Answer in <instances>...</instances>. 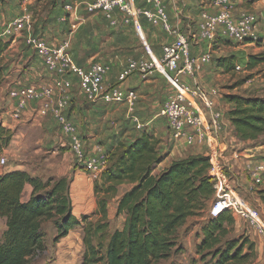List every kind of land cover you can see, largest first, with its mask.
I'll return each instance as SVG.
<instances>
[{
	"label": "trees",
	"instance_id": "obj_1",
	"mask_svg": "<svg viewBox=\"0 0 264 264\" xmlns=\"http://www.w3.org/2000/svg\"><path fill=\"white\" fill-rule=\"evenodd\" d=\"M136 5L144 6L145 2ZM9 44L10 41L0 38V85L7 74L3 58ZM254 56L250 55L247 61L250 67L256 64V59L264 60V56ZM228 59L227 63L218 61L219 65L227 69L233 66L234 56ZM223 98L232 106L228 118L238 140L253 141L264 133V98L241 94H225ZM11 137L12 132L0 120V154ZM166 156L160 140L145 130L131 141H118L109 151L106 167L94 187L102 219L106 218L107 201L117 187L121 184L130 187L116 207L117 215L125 214L123 225L109 235L105 247L101 241L93 240L104 232L107 224L87 222L86 215L79 220L73 214L67 178L43 181L23 170L4 172L0 175V218L5 224L0 264H29L42 253L43 226L50 221L55 228L54 240L86 222L80 264H160L169 259L180 250L176 239L178 229L211 205L214 188L208 175L207 156L190 155L157 169ZM26 185L32 190L29 198L23 200ZM234 223L228 211L211 217L201 227L196 246L199 259L192 264H254L256 252L248 236L223 240L227 227Z\"/></svg>",
	"mask_w": 264,
	"mask_h": 264
},
{
	"label": "built area",
	"instance_id": "obj_2",
	"mask_svg": "<svg viewBox=\"0 0 264 264\" xmlns=\"http://www.w3.org/2000/svg\"><path fill=\"white\" fill-rule=\"evenodd\" d=\"M28 1L23 0L26 4L23 12L4 25L0 37L6 36L13 41L23 39L52 82L42 85L15 84L10 87L7 92L12 100L10 116L19 120L29 103H35L36 112L40 116L49 115L57 122L61 132L68 138L69 149L76 161L92 179L100 177L106 167V158L101 154H88L84 151L76 127L67 116L73 88L71 76L77 79L78 91L85 101L125 103L130 119L137 129H141L144 123L133 112L138 95L134 89H124L122 86L131 74L146 79L155 72L165 74L168 71L173 72L175 77L186 74L194 78L196 72L213 57L210 49L192 54L191 45L199 42L198 39L212 43L218 37H225L238 44L259 40L256 29L258 16L248 11L237 13L233 0H210L215 10L200 12L196 33L181 31L178 21H171L163 0H144L145 6H138L133 0H91L87 3L64 4L65 14L61 21L68 22L69 31L62 39L51 43L43 35L34 33ZM81 8L83 13H79ZM94 13L101 14L111 26L131 24L138 27L144 20L159 27L170 40L162 44L159 57L144 45L146 55L127 59L126 65L117 75V83L108 85L105 83L109 73L108 65L99 61L85 66L78 65L70 52L72 32L84 21L85 14ZM236 69H240V66L237 65ZM219 94L215 87L204 88L197 84L192 86L181 83L176 92L163 103L158 115L166 121L170 140H183L188 145L210 141L206 153L209 158L208 175L213 180L214 188V200L208 210L210 217L228 211L264 238V219L257 209L232 190L225 166L220 160L225 147L222 148L219 139L227 125L222 109L216 105ZM233 153L238 156L237 152ZM5 162L6 159L0 157V164L4 165ZM247 171L252 184L250 188L263 185L264 156L252 160L247 165Z\"/></svg>",
	"mask_w": 264,
	"mask_h": 264
},
{
	"label": "rangeland",
	"instance_id": "obj_3",
	"mask_svg": "<svg viewBox=\"0 0 264 264\" xmlns=\"http://www.w3.org/2000/svg\"><path fill=\"white\" fill-rule=\"evenodd\" d=\"M74 2L73 0H29V12L31 14L32 18V27H34V31L37 32L41 29L45 33H50L51 29L54 27L57 31L58 38L62 39L68 31H69V24L65 21H59V18L65 14V11L63 9V5L67 3ZM249 3H252L253 0L248 1ZM4 4V7L0 8V31L3 27L2 23H7L8 21H11L15 17L18 16L19 13V5L21 4V0H0V4ZM54 6H57L58 9L54 10V13L51 17L50 11ZM84 5L82 4L81 7ZM7 8H10L9 11ZM6 9V10H5ZM83 8L80 9L79 13H83ZM207 10V9H203ZM236 11V10H235ZM97 15L99 17V20H97V24L101 25L109 22L101 15V14H93ZM169 15V14H168ZM92 15H84V21L81 22V24L78 25V27L75 29L76 31L79 30L76 34L71 35V38L73 37V41L76 40V43L80 45V48H87V46H84V43L82 41L83 34L92 33V28L89 24H85L86 18L91 17ZM101 22V23H100ZM142 24L144 28H146V24H148L149 28L154 30L159 36H164L165 33L159 28L152 26L149 23H146L144 20H142ZM90 26V27H89ZM131 24H126L127 29H129V32L125 37L118 42L110 40V45L113 47L112 51H114V54H109V52H103L106 57V62L110 61L109 57H112L114 55H118L121 59V64L124 65L125 61L129 57H140L142 55H146V50L141 46V43L139 42V39L135 35L134 31L131 30ZM182 28L185 30V26H182ZM159 29V30H158ZM74 30V31H75ZM91 30V31H90ZM161 31V32H160ZM192 31L196 33V26L192 28ZM82 32V33H81ZM108 32V31H107ZM81 34V36H80ZM98 36V34H96ZM50 36V42L53 40L51 34H48ZM166 36H164L165 38ZM4 41H7V37H0ZM94 41L98 40L94 36L92 37ZM106 39V38H105ZM105 39L103 40L105 42ZM263 39V38H262ZM18 40V39H17ZM170 40V39H169ZM199 42L202 43L205 42L201 39H198ZM19 41H22V44L18 47V42L16 45L9 48V51L6 55H4L3 58V64L6 65L12 61L17 62L18 59V53L19 50L22 52L26 46L23 41V39L20 38ZM165 41L164 39H161V42ZM261 41V40H260ZM53 42V41H52ZM51 42V43H52ZM217 42V41H216ZM212 42V46L209 47L212 51L213 58L209 63H206L204 68H201V72L203 71L204 74L206 72L208 73L206 77L204 78V83L200 86L204 88H212L215 87L219 90L220 95L225 94H240L243 95L249 91L250 88L256 87V90L260 89V85L264 86V60L258 61L259 59H256V64L252 67H250L249 64H247V59H245V52L240 51L243 47V49H247L248 53H253L252 46H243L244 44H238L235 43L228 38H222V40H218V42ZM196 43V44H197ZM216 43V46H213V44ZM135 45V48L132 46ZM198 45V44H197ZM13 48V49H12ZM151 48V47H150ZM152 50V48H151ZM160 51V49H159ZM26 52V51H25ZM264 51L259 50L257 54H249V55H255L254 57H261L264 56ZM158 53V52H157ZM234 55L236 58L235 64L233 66H230L228 69L225 66L219 65L221 61L227 63L230 58V55ZM28 55V54H27ZM26 53L25 57L26 58ZM74 59V58H73ZM76 62V60L74 59ZM250 61H253L251 58ZM249 61V62H250ZM255 61V60H254ZM23 64L25 65V62H21L20 65L23 67ZM109 65V64H108ZM239 65L240 69H236V66ZM245 67H242V66ZM8 67V66H7ZM117 65L111 64L110 65V75L112 73L117 72ZM206 68V69H205ZM14 72V71H13ZM7 73V70H6ZM157 73V72H156ZM183 75V74H181ZM134 76V75H133ZM129 78V83H134L135 77ZM206 78L208 79L206 81ZM254 79L251 84H247L246 81L248 79ZM195 80V78H193ZM76 80V78H74ZM18 81V80H17ZM161 83L164 85L165 82H163V79L160 80ZM190 81V79H189ZM171 81L168 82L166 88L171 85ZM198 83V82H197ZM15 84H21L16 83ZM13 84V86H15ZM126 84V83H125ZM123 86V85H122ZM192 86H194V82L192 83ZM258 86H260L258 88ZM236 87V88H235ZM124 88V86H123ZM129 89V88H124ZM251 89V90H252ZM150 93L152 92L149 91ZM229 92V93H228ZM157 91H154L152 94L155 95ZM251 93V92H250ZM174 92L171 94L173 95ZM140 95V92H138V96ZM170 95V96H171ZM254 96V95H253ZM260 97V96H257ZM223 98V97H221ZM220 98V99H221ZM264 98V97H261ZM139 99V97H138ZM224 99V98H223ZM225 101V100H224ZM90 104H93L96 106H100L101 108H97L95 106L94 113L91 114V117L89 119V123L92 128V132L95 135V140L99 141V144L103 146V148L108 146V141L112 145L114 144V141L121 138V141H124L126 137H134V135L140 134L143 130L137 129L132 123L130 119L127 118L126 113L121 110L120 103H105V102H96V103H85L84 101H81L79 105L81 108H87L90 106ZM104 108L110 111V113H107L108 115V122L104 129L102 131L99 130L101 120H98V117L102 114H106L104 112ZM152 110V109H151ZM123 111V112H122ZM156 113V112H155ZM152 111H143L140 108V114H138V118L141 122H147L150 119L153 118L155 115ZM67 116L72 120V116L70 117L68 111ZM47 119H44L43 121L48 123V119H51L50 129H48L49 132L54 133V135L57 136L58 134H61V130L59 128V125L57 122L48 116H45ZM44 117V118H45ZM112 118L114 119L113 122L117 123L116 127L114 125H111ZM226 118V117H225ZM111 119V120H110ZM155 122V125H158L162 129H157L158 134L157 136H161L163 138H158L160 140V143L162 142L164 146L160 144L161 147H163V151L168 156V146H169V134L166 127V123L161 118V116H157L153 119ZM42 123V121H41ZM74 123V122H73ZM148 124V127L152 124ZM228 123V122H227ZM52 129V130H51ZM79 129V128H78ZM98 129V130H95ZM10 130V129H9ZM12 132L11 141L12 144L9 143V145L2 151L0 156H4L6 159V162L4 165H1L5 170H8L10 167H16L18 165L25 166L28 170H30V173L32 176H37L43 181H46L47 179L51 178L53 180H56L58 178L65 177L69 180V194L72 201V207L74 210L77 208V213H73L79 220L81 219V216L86 215L87 216V222L97 223L98 221L105 222L107 224L106 229L103 233L97 234V237L94 238L93 241H101L103 247H105V244L108 241L109 235L116 229H120L123 225L125 214H116V207L117 202L119 198L122 196L125 190H127L130 185L127 184H121L117 187V191L111 195V197L107 201L106 209H107V215L105 219L101 218L100 213L98 212V205H97V198L96 193L94 191L95 182L98 179H92L88 173L85 172V177L83 179H77L76 182H74L72 177L71 169L70 171H66L65 168H62V166L67 163V156H65V149L58 144L54 142V145L50 144H44L45 139L47 137V130L44 126H40L38 122L29 124L26 126H19L18 120L15 122V126H13V129L10 130ZM91 131V130H90ZM115 133V134H113ZM113 134V135H112ZM18 135V137L13 138V136ZM112 135V136H111ZM125 135V136H124ZM165 135V137H164ZM234 136V135H233ZM235 137V136H234ZM43 140V143H40V141ZM68 139H66L67 141ZM256 143L263 141L264 142V136H259L257 138ZM229 146L228 148L231 149V145H233L231 151L239 152L240 150H243L245 148V145H237L236 142H233V144L227 143ZM65 147V146H64ZM223 148V146H222ZM227 148V149H228ZM105 149V148H104ZM69 149L66 151L68 152ZM108 153V152H107ZM206 156V155H205ZM254 157V156H253ZM71 158H74V156L71 155ZM70 158V159H71ZM252 158V157H251ZM260 158V157H259ZM255 159H258L255 158ZM254 159V160H255ZM70 164L73 168H75L76 165H73L74 162L70 161ZM163 167V166H162ZM227 175V179L230 182V187L232 190L237 192L238 195L243 197L248 204H250L252 207L258 210L260 216L264 219V199L263 197H260L259 191L257 190V187H252L250 177L247 173H243L244 176L247 177V182L245 184L239 183L237 180V177L239 178V175L232 173L227 167H224ZM81 169V168H80ZM157 169H160L158 167ZM83 171V169H81ZM27 172V171H26ZM64 173L65 175H61V173ZM29 173V172H28ZM29 173V174H30ZM71 174V175H70ZM236 176V177H235ZM243 176V177H244ZM74 182V183H73ZM241 184V185H240ZM261 186V185H260ZM263 187V186H261ZM257 190V191H256ZM209 205L205 209L201 215L190 217L186 223L180 227L176 234L177 243L180 247V250L177 252H174L169 259H166L165 261L160 262V264H192L194 261L198 262L199 255L196 253V246L197 243V236L198 232L201 230V227L211 218L208 210ZM234 217V216H233ZM238 220L237 217H234ZM237 223H241V225H235L228 226L227 232L223 236V240L225 239H237L239 238V235L241 234V231L243 232V235L247 236L246 233L248 232V228H245L246 226L249 227L246 223L243 224V221H238ZM86 222H83L81 225L75 227L74 229L70 230L69 233L58 240H54L55 237V228L53 227L52 222H46L43 226V233L45 236V249L42 253H40L38 256L31 259L29 264H80L82 260V255L84 251V245H83V228L85 226ZM250 228V227H249ZM5 229L4 220L0 218V241L2 238V233ZM245 250V249H244ZM208 259V258H207Z\"/></svg>",
	"mask_w": 264,
	"mask_h": 264
},
{
	"label": "crops",
	"instance_id": "obj_4",
	"mask_svg": "<svg viewBox=\"0 0 264 264\" xmlns=\"http://www.w3.org/2000/svg\"><path fill=\"white\" fill-rule=\"evenodd\" d=\"M73 1H74V3H87L91 0H73ZM143 1L144 0H133L134 3L139 4V5H144ZM233 1H234L235 10L237 13L243 12V11H248V12H253L258 16V22L256 25V27H257L256 29H257V34L259 36V40L256 42L245 43L243 45V46H252L253 47L252 48L253 53H248L247 49H243V47L240 50V51L245 52V59L248 60L249 56H250L249 54H257L259 50L264 51V0H253L252 3L248 2L250 0H233ZM163 3H164V5L168 11V14L170 16L171 21L172 22L178 21L179 27H180L181 31H183V32L192 31V28H193V26L194 27L196 26L197 21H198V16L203 9H207L208 11H214L215 10L213 8V6L211 5L210 0H163ZM25 5H26L25 2H23V0H21V4L19 5L18 16L23 12V8L25 7ZM1 7H4L3 3L0 4V8ZM27 7L30 10L29 4H27ZM7 9L9 11L10 8H7ZM55 9H58V7L54 6L52 8V10L50 11L49 17H51L53 15ZM94 14H99V13H94ZM91 15H92L91 17L86 18L87 21L84 23L87 25L89 24L94 29H92V33L83 34V38H82L84 46H87V48H84V47L80 48V45L78 44V42L76 43V40L73 41V37L71 38V36H70L71 56H72V58H74L76 60V63L78 65H81V66H85V65H87L93 61H99V62L104 63L106 65L109 64L108 65L109 66V73L106 76V82L105 83L108 85L109 84L110 85L116 84L117 83V75L121 71V69L126 65L127 59L135 58V56L127 58L124 65L123 64L120 65L121 59L118 55H114L112 57H109L110 61L106 62V57H105V55H103L104 54L103 52L104 51L109 52V54H111V55L114 54V51H112L113 47H111V45H110V40H111V42L112 41L118 42L119 40L123 39L125 37V35H127V33L129 32V29H127L126 25H124V24H120L118 26H111L108 23H105V25L104 24L98 25L97 20H99V17L97 15H93V14H91ZM63 16H61L59 18V21H61V18ZM5 24H6V22L2 23L3 27L1 29V31L3 30ZM131 26H130L131 30L134 31L135 35L139 39V42L141 43V46L143 48H144V45H147L149 48L151 47L152 50H151V48H150V50L153 52V54L156 57H159L161 55L162 44L166 43L170 39V37L167 36L166 34L164 35V36H166L165 38H164V36H159L154 30L149 28L150 25L148 26V24H146V28H144L142 23L138 27L133 26V25H131ZM182 26L186 27L185 30L182 28ZM44 29L43 30L40 29L37 32V34L43 35L48 41L50 40L49 39L50 36H48V34H51V36L53 38V40H52L53 42L51 41L52 43H55L57 40H60L58 38L59 34L57 35V33L59 31L54 29V27L51 29V32L48 34L44 32ZM1 31H0V33H1ZM77 32H79V30L73 31L71 35L76 34ZM96 34H98V36ZM80 36H81V34H80ZM93 36L95 38H97L98 40L94 41V39H92ZM5 38H6V36H5ZM104 39H105V42L103 41ZM161 39H164L165 41L161 42ZM19 40L20 39L18 38V40L16 39L13 41L7 37V41H10V44H9V46L5 52V55L9 51V48L16 45L17 42H18V45H17L18 47L20 46V44H22V41H19ZM218 40H222V39L218 37L213 42H216V41L218 42ZM216 43H214L213 46H216ZM197 44L193 42V45H191V52L194 55L199 54L201 52L208 51L210 49L209 47L212 46V43H209L206 41L202 42V43H197ZM132 47L135 48V45ZM159 49H160V51H159ZM25 53H26V55L27 54L28 55L24 59ZM230 56H234V55L231 54ZM235 60H236V58L234 56V61ZM15 61H12V59H11L10 62L7 64V66H8L7 67V74H6L4 82L0 85V120L2 122V125L5 128L10 129V130L13 129V126H15L16 120H14L10 116V110L12 108V100L7 95L8 89L10 87H12L13 84H15V82L21 83V84H37V85L49 84L52 82L50 75L45 71L41 62L37 59V57H35L33 51L30 48H28L27 46L22 52H20V50H19L17 62L15 63ZM23 61L25 62V65L23 64V67H21L20 63ZM111 64H115L119 68H117L116 73H112L110 75V72H111L110 65ZM205 65L206 64H204L201 68H204ZM245 66L243 65L242 67H245ZM200 70L198 72H196V74L194 76L195 80L186 74H183V75L180 74V75H178V77H175L173 72L167 71V72H165V74H160V73L155 72L152 75L148 76L146 79H141L139 77V75L134 73V74H131L123 82L122 85L124 86V88L134 89L136 91L137 95H138V92H140V95L137 96V100L135 102L134 110H133V112L136 116H138V114H140V108L143 111H152L154 113L156 112L152 119H150L147 122H144V129L143 130L154 135L157 138H163L161 136H157V134L159 132V131H157V129L161 130L162 127L157 128L159 126L155 125V123H154L155 121L153 119L155 117L159 116L158 113H159L163 103L168 99V97L173 92L174 93L176 92V89L178 88L179 84L186 83V84L192 85V83L194 82V84H197V85L200 84L201 85L202 82L204 83V78L206 77V75L208 73L206 72V74H204V72L203 71L201 72ZM132 76L135 77V80H134V83L130 84L129 78ZM74 78H75L74 76H71V79L73 82V88H72L69 107H68L67 111H68L70 117L72 116V120H73L74 125L76 127L77 133L81 138V142H82V146H83L84 151L88 154H95V153L101 154L106 158L109 151L116 145V143L118 141H121V138L115 140L114 144H112V145L109 143L110 141H108L109 145L107 147L105 146L104 147L105 149L103 148V146H101L99 144V141L95 140L96 139L95 135L92 132L93 126H91V124L89 123L90 122L89 119L91 117V114L94 113L93 109L95 108L96 104L95 105L90 104V106H88L87 108H83V107L81 108V106L79 105V103L81 101H84L85 103H89V102L85 101L83 96L79 93L78 87H77V79L74 80ZM175 78H177V80H175ZM162 79H163V82H165L164 85L160 81ZM189 79H190V81H189ZM207 80L208 79L206 78V81ZM253 80L254 79H252V78L248 79L246 81V83L250 85ZM169 81H171L172 83L170 86H168L166 88L165 84L167 85ZM260 86H258V88L260 87V89H258V90H256V87L253 86V88H255V89L250 88V90L249 91L247 90V92L244 95H254V96L264 97V86H262V85H260ZM151 90H152V92L150 93L149 91H151ZM154 91H157V93H155V95L152 94ZM240 94L243 95L242 93H240ZM138 97H139V99H138ZM221 97H223V95H220L219 99L216 100V105L220 109H222V111L224 113V119H226V125L227 126L222 130L221 135H220L221 137L219 139L220 144L223 147H225L224 148L225 149L224 154L222 155V158L220 160L225 167H227L232 173H234V175L235 174L239 175V178L237 177V179H238L237 181L239 183L245 184L247 182V177L244 175L247 173V165L252 160H254L255 158H257V157L261 158L264 156V142L261 141V142L256 143V141H254V140L253 141H240L236 137H234L235 135H234L233 129L229 123V118H228V111H229V109L232 108V106L230 104L226 103L224 101V99ZM120 106H121V110L124 109L123 111L126 113L125 116H127V118L130 119L129 112L127 109V105L125 103H120ZM96 107L101 108L100 106H96ZM106 110L107 109L104 108V112H106ZM107 113H110V111L107 110L106 114H102L101 116L98 117V120H101L100 121L101 124H100V128H99L100 131H102L104 129V127L106 126V124L108 122L107 121L108 120V116H107L108 114ZM161 118H163V117H161ZM44 119H47V118L40 116L36 112L35 103L30 102L28 107H26L22 111L21 117L18 120V125L19 126H26V125H29V124L31 125L33 123L38 122L40 124V126H44L45 129L47 130V137L45 139L44 144L48 145L50 143H53L51 145H54V142H55L56 144H58V146H60L62 148H66L65 149V154H66L65 156H67L69 153H71V155L73 156L72 152L69 149V144H68L69 141L68 140L66 141V139H68L67 136H65L62 132H60L61 134L57 133V136L54 135V133L49 132L48 129H50L49 126L51 124V119H48V123L43 121ZM113 120L114 119L112 118V121H110L111 125H114L116 127L117 123L113 122ZM163 120H164V118H163ZM41 121H42V123H41ZM151 122H153V123L148 127V124H150ZM107 127L108 126H106V128ZM95 130H98V129H95ZM113 134H115V133H113ZM136 136H137V134L134 135V137H136ZM262 136H264V133L262 134ZM15 137H18V135L13 136V138H15ZM134 137H126L124 141H131ZM164 137H165V135H164ZM228 142L230 144H233V142H236L237 145H245V148L243 150H240L239 152H237L238 156H236V154L233 153V151H231L233 145L230 146L231 149L228 148V146H229L227 144ZM40 143H43V140H41ZM209 143H210V141L207 140V141H204L202 143H195L192 145H188L183 140H179V141L170 140L169 146H168V148H169L168 153L169 154L160 163L159 167L162 168V166L168 165L173 160L182 159V158H185V157L190 156V155H198V154L206 155V153L209 149ZM10 144H12V142H10ZM160 144L162 146H164V144L162 142ZM67 149H69L68 152L66 151ZM71 155L70 154L68 155L67 163H65L62 166V168H65L66 171H70V169H71L73 180H74V182H76L77 179L80 180V179H83V177H85V171L81 170V169H83L81 164H79L76 160H74V158H71ZM0 157H4V156L2 155ZM70 158L74 162L73 165H76L75 168H73L71 166V164H70L71 159ZM12 170H23V171H27L30 173V170H28L23 165H18L16 167H10L8 170H5L0 165V175L3 174L4 172L12 171ZM60 173H61V175L62 174L65 175L62 172H60ZM243 173H245V174L243 175ZM261 186H263V187H261ZM261 186L257 187V190L259 191L258 193H259L260 197H264V184ZM31 190L32 189H31L30 185H26L24 187V190L22 193V199L23 200H27L29 198V196L31 194ZM238 221L241 222V220H237L235 218V225L236 226L238 224L241 225V223H237ZM245 228H248V232L246 233V235L254 243V249L256 252V258H255L254 264H264V238L262 236L258 235L252 228H249L247 226ZM242 234H243V232L241 231V234L239 235V237ZM200 237H201V233L199 231L198 236H197V242L200 241Z\"/></svg>",
	"mask_w": 264,
	"mask_h": 264
},
{
	"label": "bare ground",
	"instance_id": "obj_5",
	"mask_svg": "<svg viewBox=\"0 0 264 264\" xmlns=\"http://www.w3.org/2000/svg\"><path fill=\"white\" fill-rule=\"evenodd\" d=\"M77 210H78V209H77V208H75V209L73 210V213H74V214H75V213H77Z\"/></svg>",
	"mask_w": 264,
	"mask_h": 264
}]
</instances>
